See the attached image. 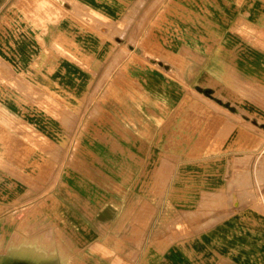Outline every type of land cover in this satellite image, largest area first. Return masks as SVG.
I'll return each mask as SVG.
<instances>
[{
	"label": "rangeland",
	"instance_id": "obj_1",
	"mask_svg": "<svg viewBox=\"0 0 264 264\" xmlns=\"http://www.w3.org/2000/svg\"><path fill=\"white\" fill-rule=\"evenodd\" d=\"M130 1L131 11L119 14L113 0H0V120L12 117L13 134L4 156L9 140L0 126V165L22 182L0 214L4 263L161 259L141 244L155 203L174 192L168 186L180 165L196 172L224 155L238 171L235 190L264 196L253 186L247 156L260 148L256 133L264 134V44L253 43L264 37V0H232L242 5L226 23L247 28L244 38L229 31L234 43L218 47L231 54L227 60L163 44L155 21L195 24L190 16L178 20L179 7ZM90 47L96 58L108 55L100 95L86 93L89 67L73 55ZM20 144L27 148L21 158Z\"/></svg>",
	"mask_w": 264,
	"mask_h": 264
},
{
	"label": "crops",
	"instance_id": "obj_2",
	"mask_svg": "<svg viewBox=\"0 0 264 264\" xmlns=\"http://www.w3.org/2000/svg\"><path fill=\"white\" fill-rule=\"evenodd\" d=\"M132 2L113 0V11L119 14L129 12L134 7ZM164 2L166 4L163 6L179 7L178 20L183 21L190 17L195 19V24L192 26L156 19L154 30L164 37V45L179 46L181 51L190 48L202 60H215L216 55H219L218 58L216 57L219 60H227L230 59L231 54L219 52L218 47L234 43V37L228 32L238 34L242 38L246 37L247 27L226 23L234 7L239 8L242 4L234 5L232 0H164ZM105 10L108 12V8ZM27 27L28 25L21 27V31L28 38ZM54 37L56 35L53 36V42ZM253 43L264 44V37L260 36V39ZM105 44L99 39L97 42L99 50L102 51ZM93 49L90 47L84 52H74L73 55L74 59L83 60L86 68L89 67L86 93L100 95L108 86L109 69L107 66L104 67L108 55L105 56L104 52L102 57L96 58ZM70 51L72 53V50ZM221 55L225 56L220 57ZM36 60H40L38 54ZM94 60L100 62L99 67ZM26 73L27 80L29 78L31 81V77L35 76L33 70ZM118 75L119 69L113 70L112 77L116 78ZM90 103H94L95 106V99ZM26 116L20 117L21 122H28ZM11 125L12 117H4L0 120L3 135L9 140L8 146L5 145L4 156H8L7 152L12 151L13 134L9 127ZM256 134L258 139L262 140L260 148L251 149L247 156L251 158L249 172L255 178L253 186L256 188L258 186L262 190L264 183L258 182L257 178L260 176L264 179V134ZM7 140L5 139V142ZM24 140L26 141L20 134V143ZM22 145L20 144V158L23 155L27 156V148L23 146L22 149ZM223 156H217L202 166H197L196 172L192 171L190 166H178L174 179L168 186L170 193L171 190L174 192L171 196L161 198V202L155 203L154 213L150 216L145 234L146 238L141 244L142 251L157 254L161 259L148 261L147 264H264L263 193L254 192L251 197H242L232 183L238 171L228 167L227 162L224 163ZM10 172V169L0 165V214H5L6 205L12 201V190L22 183L13 182ZM197 177L201 178L196 179ZM189 190H196L195 198L189 197ZM230 192L233 195L230 196ZM193 200L195 202L190 203ZM161 203L163 209H160ZM168 210L170 211L167 213ZM19 251L15 250L9 254L13 256ZM14 261L4 263V259L0 257V264H33L28 259Z\"/></svg>",
	"mask_w": 264,
	"mask_h": 264
},
{
	"label": "bare ground",
	"instance_id": "obj_3",
	"mask_svg": "<svg viewBox=\"0 0 264 264\" xmlns=\"http://www.w3.org/2000/svg\"><path fill=\"white\" fill-rule=\"evenodd\" d=\"M3 97H5V96H3ZM14 99V98H13Z\"/></svg>",
	"mask_w": 264,
	"mask_h": 264
}]
</instances>
